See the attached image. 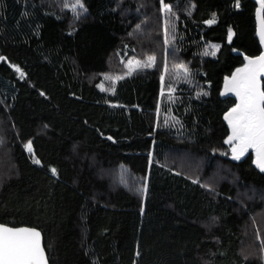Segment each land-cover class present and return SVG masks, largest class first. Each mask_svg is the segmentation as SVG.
<instances>
[{"label":"trees","instance_id":"obj_1","mask_svg":"<svg viewBox=\"0 0 264 264\" xmlns=\"http://www.w3.org/2000/svg\"><path fill=\"white\" fill-rule=\"evenodd\" d=\"M76 2L0 0V223L51 264H264V170L221 95L256 2Z\"/></svg>","mask_w":264,"mask_h":264},{"label":"snow or ice","instance_id":"obj_2","mask_svg":"<svg viewBox=\"0 0 264 264\" xmlns=\"http://www.w3.org/2000/svg\"><path fill=\"white\" fill-rule=\"evenodd\" d=\"M260 2L262 13L260 36L264 41V0ZM77 7L83 9L79 0L73 4L72 10L75 12ZM164 8L166 11H171L168 5H164ZM209 23H214V21H209ZM132 63V61L129 62L130 72L135 70L131 67ZM154 63V56L148 57V60L142 64L139 61L135 62L139 67H151ZM173 69L182 70L185 75L188 73L187 67L183 64L173 65ZM17 71L20 69L17 68ZM167 71V66H165V72ZM261 74H264V55L257 59H249L245 68L238 69V74L226 81L225 91L234 92L239 97L240 103L225 118L232 127V135L227 143L236 142L232 148L233 158L240 159L246 149L255 147L259 166L264 170V88L258 80ZM21 75L23 76L22 72ZM105 79L112 78L105 77ZM101 88L107 90L102 85ZM26 148L29 152L33 151L31 143L26 145ZM35 162L39 163L38 160ZM52 172L55 174L56 169H52ZM0 264H47L40 242V233L32 229H12L0 226Z\"/></svg>","mask_w":264,"mask_h":264},{"label":"water","instance_id":"obj_3","mask_svg":"<svg viewBox=\"0 0 264 264\" xmlns=\"http://www.w3.org/2000/svg\"><path fill=\"white\" fill-rule=\"evenodd\" d=\"M256 2L257 4V8H256V12H255V19H256V34H257V37L260 41V45H261V48H262V51L259 55H256V56H250V55H246L244 53L243 56L245 57V64L239 68H237L232 75L228 76L226 79H225V82H224V85H223V89H222V92H221V95L224 99H227V98H233L236 100V104L234 107H232L230 110H228L225 115H224V118L228 115L229 112H231V110L233 108H235L239 103H240V100H239V97L235 95L234 92H226L225 91V85H226V81L228 80H231V78L234 76V75H237L238 74V69H243L245 68L247 65H248V61L249 59H257L258 57H260L261 55H264V41L261 40V36H260V32H261V2L260 0H253ZM233 39L234 37L233 36H230V39H229V42L232 43L233 42ZM258 80L260 81V84H261V87L264 88V74H261L258 76ZM225 121L227 122L229 128H230V136L232 135V127L231 125L229 124V121L225 118ZM235 143V141L233 142ZM251 153H255L256 155V164L259 168H261L259 166V163H258V157H257V152H256V149L255 147H252V148H248L246 149V151L244 152L243 155H241V157H245L246 155H249ZM0 226H4V227H8V228H12V229H32V230H35V231H38L40 233V242H41V246L43 247V250H44V254H45V257H46V261H47V264H51L50 263V260H49V256H48V253H47V250L45 248V244H44V234L43 232L39 229V228H36V227H31V226H11V225H7V224H3V223H0Z\"/></svg>","mask_w":264,"mask_h":264},{"label":"rangeland","instance_id":"obj_4","mask_svg":"<svg viewBox=\"0 0 264 264\" xmlns=\"http://www.w3.org/2000/svg\"><path fill=\"white\" fill-rule=\"evenodd\" d=\"M235 144H236V142L233 143V144H231V149L235 146ZM232 153H233V152H232ZM233 156H234V154H233Z\"/></svg>","mask_w":264,"mask_h":264}]
</instances>
